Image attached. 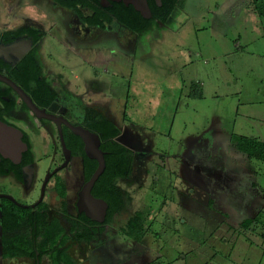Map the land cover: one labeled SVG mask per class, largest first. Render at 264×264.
I'll return each instance as SVG.
<instances>
[{"label":"rangeland","instance_id":"1","mask_svg":"<svg viewBox=\"0 0 264 264\" xmlns=\"http://www.w3.org/2000/svg\"><path fill=\"white\" fill-rule=\"evenodd\" d=\"M4 1L6 4H13L10 7L11 12L2 8L5 7ZM17 2L0 0V23L9 21L10 15L17 10ZM19 5L23 6L22 13L20 12L22 15L13 25L18 26L35 19L40 21L47 31L53 27L49 19L46 21L43 16L37 17L30 9L25 10L23 2H19ZM44 5L46 7L41 8L49 17L62 22L45 37L41 45L43 65L54 72V82L57 81L55 77H61L55 82L60 96L68 95V100H60V106L56 107V110L70 116V111H67L70 103L69 85L79 86V101L82 107L87 102V82H94L93 85L100 86V89L104 87L102 98L123 120L121 129L124 133L136 141L133 145L136 151L135 170L141 172L144 181L142 187L137 186L136 189L128 182H120L122 188L131 192L132 204L120 215H116L111 227H106L105 232L99 234L93 243H73L71 250L67 252L72 261L74 260L72 264L90 260L91 255L96 258L97 264H202L206 260L228 264L237 260L236 253L229 251V248L238 245L241 251L240 246L250 239L261 245L259 236H251L250 230L244 227L248 221L244 217L255 215L256 209L261 210L260 205L251 206L245 202L250 191L245 179L242 185L240 183V186H234V183L228 185L224 179L233 172L222 173V182H218L217 178L204 177L197 151L193 150L197 143L201 145L203 142V130L212 124L213 118L222 115L224 120L221 126L228 127L227 124L235 116L231 112V103L243 98L242 105L239 104L240 115L246 110L243 102H247V92L243 91V97L239 98L232 92L235 86L234 61L239 59L238 57L241 58L239 61L250 59L256 63L253 70L246 68L242 75H239L238 90L249 83L255 91V110L264 112V20L252 15L254 11L251 0H184L183 6L178 9V16L166 26L157 25V28L143 39L144 44L136 50H124L119 41L110 35H103V42L101 40L93 46L77 44L73 41V34L64 27L65 20L60 17L62 13L54 11L45 2ZM42 12L39 10L36 13L42 15ZM24 13L29 17L23 20ZM115 30L118 31V28L115 27ZM247 38L250 40L248 44ZM236 42L240 43L241 54L234 51ZM232 53L239 54L230 57L229 54ZM97 57H106L109 61L92 67L91 61ZM86 59L90 60V63ZM191 83H194V86L206 84L207 99L205 98L204 102L189 97L188 86ZM213 92L220 97L214 98ZM212 99L218 102L214 103ZM15 115L17 117L21 114ZM77 117L80 119V115ZM237 122L235 130H238L239 134L243 132L241 128H244V132L246 129L251 136L260 138L255 141L264 145L262 121L243 124L238 119ZM18 127L22 135L23 130L30 133L37 149L39 165L42 171H45L57 155L58 133L55 126L48 124L46 131L42 130L43 133L38 137L35 134L40 129L38 123L33 132L22 124ZM47 132L53 139H49ZM226 142L228 141H225V144L222 141L219 143L226 166L234 164L237 159L240 169L244 165L243 160H254L236 148L228 153ZM38 150L43 154L40 158ZM259 160L255 158L254 161L258 168L263 170L258 184L264 189V161ZM139 161L142 166L137 168ZM61 162L60 155L56 157L50 170ZM241 175L246 176L247 173L242 172ZM63 177L68 185V211L76 215L74 205L84 185L81 161L74 159ZM7 183L8 180H5L4 184ZM220 184L223 185V194L237 192L243 197L240 200L242 202L234 207L242 214L243 219H237L238 214L229 211V203L211 205V208L220 214L225 215L227 212L226 214L233 218L230 221L219 219V215L208 209L206 202L215 196V192L219 194V188L216 187ZM41 189L38 185L27 195L21 196V192L25 193L20 187L21 192L16 187H8L6 191L8 190L15 199L31 204L33 200H39ZM260 190L259 188L257 193ZM46 203L56 210L61 209L54 184L50 185ZM250 207L251 213L246 214L244 208L249 210ZM240 210L244 213H240ZM137 212H140L143 218V228L139 232L146 233L139 240L140 244H135L130 237L125 240L123 236L128 220L134 218ZM260 222L261 224L255 223L250 229L264 234V214ZM233 224H237V231L231 227ZM65 226L68 227L66 232L73 235L74 229L71 230L69 225ZM135 245L139 247L135 248ZM213 254L217 256L211 260L210 256ZM49 260V257H45L43 264H51ZM27 262L31 263L30 260ZM0 264L26 262H11L3 260L0 256ZM259 264H264V261Z\"/></svg>","mask_w":264,"mask_h":264},{"label":"flooded vegetation","instance_id":"2","mask_svg":"<svg viewBox=\"0 0 264 264\" xmlns=\"http://www.w3.org/2000/svg\"><path fill=\"white\" fill-rule=\"evenodd\" d=\"M17 1H18L16 3L18 4L16 10L17 13L12 11L13 13L10 15V18L8 17L9 21L5 23H0V74L12 80L10 77L11 75L10 71H12V73L14 74H17L19 72L17 71L19 64L25 59H27V57H29V55L31 54L33 55L36 64L38 65V75H39L38 80L45 82V84H47L50 87V89L55 93V99L48 106H40L35 102L33 97L30 95L29 90L27 91L21 85L16 83L32 99L35 105L40 110H44L45 113L47 114L43 118H38L33 113V111L25 104L23 99L18 95V93L15 90H13L7 84L0 82L2 86V90L4 92L8 91V95H4L2 97L3 101L14 106V108L10 110L8 113L3 114V119L1 121L16 129H19L18 125L22 124L31 132H33V130L36 128V124L38 123L40 129L36 131L35 133L37 134L36 137H38L41 134L42 130L46 131L45 128L47 127L48 124H53L58 133V146H56V152H57L56 157H59L61 155L62 162L57 164L54 168L50 170L51 166L55 164V159H56L55 157L53 160L54 162L51 164V166L45 171H42V168L39 165L38 155L36 153L37 149L33 145V142L30 137V133L25 132L24 130L22 131L23 141L28 145V150H26L23 153L21 161L18 164H16L13 163L10 159L1 158L0 196H4L7 198L0 197V256L2 257L3 260H7L11 262H20V260H23V262H26V264H43L45 257H49L50 259L49 261L51 264H72L74 260L72 261L71 256L67 254V252L69 253V250H71L72 244L74 243L78 245L80 243L82 244L93 243L94 239L98 237L99 234H103L105 232L106 227H111L113 218L116 215H120L122 212L128 209L129 206L132 204L133 199L131 192L122 188L120 186V182L122 181L128 182L129 184L132 185V187L135 186L136 189L138 188L137 186L142 187L144 181L141 172L140 171L136 172L135 170L136 151L133 145L136 141H134L133 138L129 137L127 134L122 132V130H120L113 123L116 126V128L120 130V134L116 138V141L121 145H123L124 147H126L127 149H129L133 154V160L131 166L132 170L130 175L126 178H121L115 182L117 190L122 196L124 205L120 211L114 214L111 221L107 222L108 213H109L108 203L103 199L97 198L93 195V191L98 182L97 181L92 190V195L94 198L101 200L107 204V209L104 218L102 219V221H97L87 217L84 213L79 211L78 208L79 195L84 185L91 178L86 179L85 170H84L85 169L84 158L82 156V153L79 150H77L78 145L73 138V136L76 135L72 132L71 129L67 127L64 121H67L72 126L75 127L81 126L93 132L87 126L86 121L88 114L89 112H92V114L93 112H95L96 114L99 115L100 113L92 110L91 107H87L86 104L84 105V107H82L81 102L79 101L78 98L76 99L73 96V93L70 89H69L70 103L67 108V111H70V116H67L62 111H59L60 112L59 113L56 110V107L59 108L60 106L59 104L60 100L62 99L68 100L67 98L68 95L62 97L60 96V92L56 88L55 82L61 79V77H55L57 81L54 82L53 81L54 72L43 65V62L41 61V53H42L41 45L45 37L48 36L50 32L62 22H59L57 19H55L54 21L52 17H49V15H47L46 12L41 7H46L44 5L45 2L48 4V6L52 7L54 11H59L62 13L60 17H63L65 20L64 27H66V29L69 30L71 34H73V41H75L77 44H91V46H93L94 43H98L101 40H102L101 42H103V40L105 39L103 38V35H110L116 38L120 44L123 42V40H126L127 43L126 46L129 47H126V49L124 50L133 49V45L134 44L137 45L136 43L141 40V37L143 35L148 34L152 29L157 27L150 28L149 30H147L142 34H135L130 30L125 29L116 20L113 21L112 23H109L108 16L110 13L109 11L111 8V3L113 2L110 0H44V1L17 0ZM19 2H23L25 4L24 7L25 10L30 9L35 15H37V17L43 16L44 20L46 21H48L49 19V23H51V27L52 26L53 27L49 28V31H47L45 29V26L40 21L39 22L37 20L35 21V19L29 20L28 22H25L18 26L13 25L14 21L16 22L17 19H20L22 15L20 14V12L22 13L23 6L19 5ZM33 2L35 3V5H33ZM3 3L5 4V7H2V3H0V7L5 9L4 11H10V7L11 5L13 6V4L12 3L6 4V1H4ZM39 10L43 11L42 15L36 13ZM5 14L8 15V13ZM28 17L29 15L24 13L23 20ZM90 20H96L98 21V24L91 23ZM115 27L118 28L119 32L115 30ZM30 84H32V87L35 85L34 83H30ZM4 107L5 106L2 104V101H0V109L4 110ZM15 114H21V115H17V117H15L16 116ZM79 115H80V119L79 117H77ZM100 115L103 116L102 114ZM48 116L50 118H47ZM72 117L76 118V120H74ZM103 117L105 118V116ZM58 122L60 126L58 125ZM60 128L63 133L62 135L66 149L69 152L68 157L63 147L62 139L60 136ZM46 134L48 135L50 140L53 139L52 137H50L49 132H47ZM83 150H84L83 151L84 154L86 155L84 149V143H83ZM38 152L40 158V155L42 156L43 154H40L41 152L39 150ZM104 154L106 156L105 152ZM74 159H79L81 161L82 178L84 181V185L78 193V200L74 205V212L76 213V215L74 214L72 215V213L68 211L69 209L68 201H67L68 185H67V180L63 177L64 172L70 168L71 163ZM3 160L8 161V163L2 164ZM141 166L142 163L139 161L137 168ZM42 173H44L43 178L41 177ZM5 180H8L9 183L4 184ZM51 184H54V191L56 192L58 198L60 199V206H61L60 210L59 209L56 210L53 207L47 206L46 199ZM38 185L41 186L42 188L41 196L39 200L37 199L33 200L31 204H26L23 203L22 201L15 199L13 195L10 192H8V190L6 191L8 187H12V188L16 187V189L20 191L19 190L20 187L21 190L23 189V192L25 193L23 194L20 191L21 192L20 196L27 195L29 191H32ZM60 187L64 188L65 191L64 197L60 195L59 192ZM43 191H44V195L42 197ZM4 201H8L12 205H15L16 207L24 210L25 213L23 214L25 215L23 219H20L18 221L14 220L12 222V219H10L9 217L6 218V216L2 213ZM137 215H140L142 217V214L140 212H137L134 218ZM83 217H85L89 222L84 221ZM94 217L96 218L97 216ZM130 220L131 219L128 220L127 227H125V230L123 231L124 239L127 240V237H130L135 244H140L141 242L137 240L136 237L131 235L129 232L128 223ZM65 225L71 226V230L74 229L73 235L68 234L66 232V229L68 227ZM4 228L7 231H4ZM6 236H10L12 238H17L19 236H23V237L28 236L31 239H35L37 244L36 246L34 245L35 248H32V250H36V258H29V257L6 258V259L3 258L2 256L3 239ZM84 236H87L90 239H85L83 238ZM136 246L139 247V245H135V248ZM136 250L138 251V248ZM40 251L42 252L48 251V252L47 254H44L40 258V254H41ZM61 252L63 253V255ZM59 253L61 255H58ZM54 257H56L57 260H55ZM27 260H30L31 263L27 262ZM77 264H97V260L95 257L93 258L91 255L90 260H81V262H78Z\"/></svg>","mask_w":264,"mask_h":264},{"label":"trees","instance_id":"3","mask_svg":"<svg viewBox=\"0 0 264 264\" xmlns=\"http://www.w3.org/2000/svg\"><path fill=\"white\" fill-rule=\"evenodd\" d=\"M252 6L254 8L257 16L264 20V0H251ZM149 8L151 11V18H145L142 14L135 10L131 5L127 6L123 2H112L110 13L108 16V22L112 23L117 21L125 29L130 30L135 34H142L149 30L150 28L157 27V25H167L178 16L179 7L183 6L184 0H161V6H159L156 0H148ZM100 13V12H97ZM172 20V21H171ZM91 23L98 24L96 20H90ZM100 24V23H99ZM17 74L10 71L11 79L29 90L30 95L33 97L35 102L40 106H48L54 99L55 93L50 89V87L45 84V82L38 80V65L33 57L29 55L27 59L22 61L19 66ZM35 85L32 87V84ZM37 86V87H36ZM198 86L194 87L191 92L192 98H198ZM8 95V91L4 92L0 84V101L5 106L4 110L0 109V120L3 119V114L8 113L14 108L13 105L3 101V96ZM87 126L95 133L99 134L101 139V149L106 153V170L104 174L99 178L96 187L93 191V195L97 198L103 199L109 205V213L107 222H110L114 214L120 211L124 205L121 194L118 192L115 182L121 178H126L130 175L132 170V152L118 143L116 138L120 134V130L109 121L106 117L104 118L100 114L95 112H89L87 117ZM75 142L78 145V149L84 158V170L86 179H90L93 173L96 171L98 164L95 160L89 159L83 150V143L79 137L73 136ZM233 147L247 154L250 158H258L264 161V145L260 144L254 139H247L244 137H235L233 140ZM8 163V161L3 160L2 164ZM60 195L64 197L65 191L63 187L59 189ZM2 213L10 219L12 222L23 219L25 213L24 210L12 205L8 201H4ZM30 215V214H27ZM84 221L89 222L85 217ZM142 217L137 215L128 223V229L131 235L135 236L137 240H140L145 232L142 231ZM262 218H255L245 222V228L249 229L253 224H261ZM6 228V227H5ZM4 228V231H7ZM35 233V232H34ZM36 238V237H35ZM85 239H90L84 236ZM37 242L35 239L30 237L19 236L17 238H12L6 236L3 239V258H20L29 257L36 258L35 248ZM48 251H40V258L47 254ZM62 253V252H61ZM58 255H61L60 253ZM63 255V253H62ZM57 260L56 257H54ZM62 259V257H61Z\"/></svg>","mask_w":264,"mask_h":264},{"label":"crops","instance_id":"4","mask_svg":"<svg viewBox=\"0 0 264 264\" xmlns=\"http://www.w3.org/2000/svg\"><path fill=\"white\" fill-rule=\"evenodd\" d=\"M253 7V6H252ZM254 11V8H253ZM252 13V12H251ZM253 16H257V14L252 13ZM258 17V16H257ZM153 30V29H152ZM152 30L149 32L151 33ZM148 33V34H149ZM147 36L149 35H143L141 37V41L137 42V45H133V50H136L138 47L141 46V44L143 42V39H145ZM250 43L249 38H247V42L246 44ZM126 40H123V42L120 44L123 46L124 49H126ZM132 45V44H131ZM234 51H238L240 53V43L236 42L235 46H234ZM244 52V51H242ZM239 53H232L229 54L230 57L234 56L236 57L237 55L235 54H239ZM241 54V53H240ZM245 56V55H244ZM87 58V57H86ZM239 59H241L240 57H238ZM88 59V58H87ZM86 59V60H87ZM239 59H235L234 61V77H235V86L232 89V92L234 93L235 97H243L242 92L246 91V101L247 102H243L245 104V108L246 110L243 112L242 115H240V108L239 106L242 105L241 101L243 98H239L238 100L234 101L233 103H231L230 107H231V112L234 113V118H232L229 121L228 127H222L221 124L223 122V116L220 115L219 118H213L212 119V124L208 125L207 127L204 128L203 130V142L201 143V145H199L197 143L196 146H194L193 150L197 151V157H198V161L201 164L202 167V171H203V176L204 177H209L210 179H215L217 178L218 182H222V173H226V172H230L232 173L231 175H227L228 177H224V179L227 180L228 185L234 183V186H240L243 184V179H245L244 181L246 182V186L247 188H249V197H247V203H249V205L254 206L256 204L260 205L261 210L256 209L255 215H248L245 216L244 218H247V220H253L255 218H262L263 214H264V189L263 186H259L258 182L261 177L260 174L263 172V170H260L257 166V164H255V158L253 161L251 160H243L242 162L244 163L243 166H241V168L239 169L237 165H239L237 162V159H235L234 164H228V166H226L225 161L223 160V154L221 155V145L219 144L220 141H222L225 144V141H228L226 143H228V153L230 151V153L232 152V150H235V147H233V140L235 137H244L247 139H260L254 136H251V134H249V132L245 129L244 132V128H241V130H243V132H241V134H239L240 132H237L238 130H235V125L238 123L237 120L240 119L242 121L243 124H247V123H252L254 121H262L264 123V112L263 111H257L255 110V104H257L254 100L255 94H254V89L252 88V86L249 83H246L243 87L241 86V88L238 90V82H239V75H242V71L245 70L247 68V70H253V67L256 65L255 61L253 60H246L243 59L241 61H239ZM109 59L106 57H102V59L100 58H96L94 61H91L92 63V67L96 66V65H103L106 64ZM88 63H90V60H87ZM253 63V65H252ZM93 84H95L93 82ZM92 84V82H87V88H86V93H87V97H86V106L87 107H91L92 110L102 114L103 116H105L109 121H111L112 123H114L120 130L121 129V125H123V120H121L118 117V113L116 114L113 110V108H109V104L106 103V100L104 98H102V95L104 94V87H101V89L99 88L100 86H94ZM194 83H191L189 87V97H191V92L192 89L196 86H198V99L201 102H204V99H207L206 93H205V89H206V84L205 83H201V84H197L196 86L193 85ZM71 87H73L71 89ZM70 90L73 93V96L77 99H79V86L77 84H75L74 86L70 85ZM76 90V91H75ZM74 91L76 93H74ZM214 93V92H213ZM260 94V92L258 93ZM214 98H218L220 97L218 94L214 93ZM81 98V97H80ZM212 101L214 103H217L218 101L216 99H212ZM240 104V105H239ZM122 132H124L122 130ZM225 146V145H224ZM232 157H230L231 160ZM242 157H240L241 159ZM248 158V157H247ZM250 158V157H249ZM242 160V159H241ZM240 160V162H241ZM259 160V159H258ZM237 161V162H236ZM260 161V160H259ZM262 162V161H261ZM237 163V164H236ZM226 166V167H225ZM242 172L247 173V175H241ZM239 179V180H238ZM240 181V182H239ZM223 185L220 184L219 187V194H217V192H215V196H213V198H210L206 204L208 205V209L212 210L211 205H219L222 203H229V205H231V207H229V211H235V213L238 214L237 219L242 217V214H239V211L236 210L234 207L235 205H238L241 199H243L242 196L238 195L237 192H235V194L233 193H229L226 192L225 194H223L222 192V187ZM261 189L260 192L257 193L258 189ZM245 198V197H244ZM237 207V206H236ZM239 209V208H238ZM246 211V214L251 213V207L249 208V210H247L246 208H244ZM241 211V210H240ZM213 213H216L217 215H219V219H225V220H232L233 218H231L230 216H228L225 212L224 214H220L219 212H215L214 210H212ZM240 213H244L243 211H241ZM245 215V214H244ZM255 225V224H253ZM237 224H233V226H231L234 230L236 229ZM250 234L252 236V234L254 236H259V238L261 239V245L255 243L252 239L246 241L245 244H243V246L241 247V251H239V246L235 245L232 249L229 248V251H231L232 253H236V257L237 260L233 261L232 263H228V264H259V263H263L264 261V234L263 232L258 233V232H254L252 231V229H250ZM231 231V230H230ZM237 231V230H235ZM257 241V240H256ZM215 252V251H214ZM212 252V253H214ZM228 252V251H227ZM212 255V254H211ZM228 255V254H227ZM226 255V256H227ZM217 256V254H213V256L211 258V260H213L215 257ZM252 260V261H250ZM205 261V260H204ZM210 260H206L205 262H203L202 264H225L223 261H219L217 263L215 262H209Z\"/></svg>","mask_w":264,"mask_h":264},{"label":"water","instance_id":"5","mask_svg":"<svg viewBox=\"0 0 264 264\" xmlns=\"http://www.w3.org/2000/svg\"><path fill=\"white\" fill-rule=\"evenodd\" d=\"M113 2H123L127 6L131 5L135 8L136 11L140 12L143 17L145 18H151V11L149 8L148 0H110ZM157 4L161 6V0H156ZM0 82H3L10 86L13 90H15L18 95L23 99L25 104L33 111V113L38 118H43L47 114L44 110H40L35 103L32 101V99L12 80L7 78L6 76H3L0 74ZM47 118H50L49 116ZM64 123L67 125L69 129L72 130V132L79 136L83 143H84V149L85 153L88 156V158L96 160L98 163V168L91 177V179L84 185L80 195H79V201H78V208L79 211L84 213L87 217L102 221V219L105 216L107 204L101 200H98L93 197L92 190L96 184V182L99 180L100 176L104 173L106 169V161H105V154L101 150V139L99 135L96 133H93L81 126H72L67 121H64ZM58 125L60 126L59 122ZM62 130L60 128V136L62 139L63 147L65 149L66 155L68 157V150L66 149ZM28 150V145L23 141V135L22 133L4 123L0 120V161L1 158L10 159L13 163L18 164L21 159L23 153ZM44 195V191L42 194V197ZM1 198L4 196H0ZM7 198V197H4ZM94 216H97L96 218Z\"/></svg>","mask_w":264,"mask_h":264}]
</instances>
